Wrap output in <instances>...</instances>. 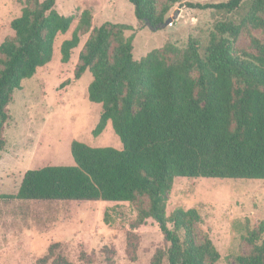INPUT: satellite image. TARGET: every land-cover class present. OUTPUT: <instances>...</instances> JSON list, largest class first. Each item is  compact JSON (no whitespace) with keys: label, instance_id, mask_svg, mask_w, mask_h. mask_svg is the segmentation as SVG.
<instances>
[{"label":"trees","instance_id":"1","mask_svg":"<svg viewBox=\"0 0 264 264\" xmlns=\"http://www.w3.org/2000/svg\"><path fill=\"white\" fill-rule=\"evenodd\" d=\"M128 1L139 22L159 29L182 0ZM245 1L187 4L231 13ZM54 5L55 0H25L10 21L14 35L0 43V151L13 92L51 60L56 36L75 18ZM91 21V11L83 9L71 37L61 42L62 62ZM244 27L264 30V0H249L238 22H217L203 49L189 38L182 49L166 43L138 60L132 56L133 33L124 35L130 25L92 28L74 78L87 70L92 76L87 96L101 105L92 134L98 136L110 121L122 148L72 140L73 165L28 169L17 192L6 197L139 201L138 223L153 219L168 243L152 264H162L164 256L167 264H215L220 255L211 239L195 237L198 211L177 207L166 215L165 209L175 177L264 179V42L252 37V50L237 53L233 42ZM245 241L251 248L234 264H264V221L247 231Z\"/></svg>","mask_w":264,"mask_h":264},{"label":"rangeland","instance_id":"2","mask_svg":"<svg viewBox=\"0 0 264 264\" xmlns=\"http://www.w3.org/2000/svg\"><path fill=\"white\" fill-rule=\"evenodd\" d=\"M224 1L182 0L171 6L163 25L153 29L137 20L128 0H55L60 14L75 18L65 33L56 36L51 60L13 92L6 107L8 119L1 127L0 264H152L158 251L165 253L168 243L157 223L151 218L138 223L139 201L22 200L6 195L17 192L28 169L73 165L72 140L122 148L110 121L98 136L92 134L101 113V105L87 96L92 76L87 70L74 78L92 28L105 22L130 25L132 30L124 35L133 33L135 60L166 43L182 49L189 38H196L203 49L214 25L238 22L249 0L231 13L187 3ZM24 4L25 0H0V43L14 35L10 21L21 14ZM83 9L91 11V28L80 33L64 63L61 42L71 37ZM252 37L264 42V30L244 27L233 42L234 50L251 51ZM177 207L198 211L201 222L194 225L195 237L211 239L220 255L215 264H234L251 248L245 241L247 231L264 221V179L175 177L166 215ZM162 264H167L166 256Z\"/></svg>","mask_w":264,"mask_h":264},{"label":"water","instance_id":"3","mask_svg":"<svg viewBox=\"0 0 264 264\" xmlns=\"http://www.w3.org/2000/svg\"><path fill=\"white\" fill-rule=\"evenodd\" d=\"M166 23H169V19L166 21Z\"/></svg>","mask_w":264,"mask_h":264}]
</instances>
